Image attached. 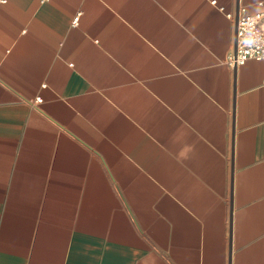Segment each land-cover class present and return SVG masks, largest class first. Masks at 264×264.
Returning a JSON list of instances; mask_svg holds the SVG:
<instances>
[{
	"label": "crops",
	"instance_id": "1",
	"mask_svg": "<svg viewBox=\"0 0 264 264\" xmlns=\"http://www.w3.org/2000/svg\"><path fill=\"white\" fill-rule=\"evenodd\" d=\"M259 2L0 3V264H264Z\"/></svg>",
	"mask_w": 264,
	"mask_h": 264
},
{
	"label": "built area",
	"instance_id": "2",
	"mask_svg": "<svg viewBox=\"0 0 264 264\" xmlns=\"http://www.w3.org/2000/svg\"><path fill=\"white\" fill-rule=\"evenodd\" d=\"M5 0H0L4 3ZM262 10L250 14L246 7H241L238 18L236 54L230 60L232 66H240L248 60H264V4ZM75 21H78L76 18ZM40 101L36 99L35 102Z\"/></svg>",
	"mask_w": 264,
	"mask_h": 264
}]
</instances>
